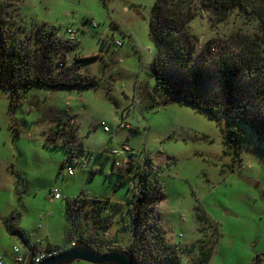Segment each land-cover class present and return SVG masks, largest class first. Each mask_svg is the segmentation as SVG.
<instances>
[{"label": "rangeland", "instance_id": "1", "mask_svg": "<svg viewBox=\"0 0 264 264\" xmlns=\"http://www.w3.org/2000/svg\"><path fill=\"white\" fill-rule=\"evenodd\" d=\"M2 1L7 18L26 31L44 24L67 43V29H73L78 50L65 51L58 61L77 65L97 83L83 89L35 85L18 94L14 109L0 89V254L20 245L6 224L14 216L23 232L47 235L52 244L77 238L99 252L137 248L126 202L139 191L143 171L164 197L144 208L141 251H135L140 264H264V143L245 125L154 90L147 75L154 56L148 36L154 0ZM212 14L204 7L190 22L198 46L210 37L225 43L236 33H258L250 8H235L218 23L209 20ZM152 100L157 104L150 107ZM56 124L65 135L49 145ZM228 128L236 129L230 133L236 148L223 144ZM71 150L80 167L67 175L60 166ZM124 156L131 159L123 164L130 166H117L123 178L113 162ZM53 187L60 195L55 200ZM77 197L105 200L104 208L84 205L74 218Z\"/></svg>", "mask_w": 264, "mask_h": 264}, {"label": "trees", "instance_id": "2", "mask_svg": "<svg viewBox=\"0 0 264 264\" xmlns=\"http://www.w3.org/2000/svg\"><path fill=\"white\" fill-rule=\"evenodd\" d=\"M6 4L0 0V89L7 93L10 109L20 103L18 94L21 91L35 85L79 89L96 85L97 79L76 71L77 65L63 67L58 61L57 56L64 57L65 51L78 50L74 39H68V44L60 42L54 31L44 24L29 28L27 32L7 18ZM204 7L210 8L213 17L209 20L216 23L224 20L235 8H250L259 22L258 33L252 36L236 33L225 43L210 37L198 46V37L193 35L190 22ZM148 36L154 46V56L147 75L154 80L155 91L168 93L201 111L218 113L245 125L259 142L264 143V0H154L148 20ZM31 40L36 43L33 47L30 46ZM230 43L233 48L221 49ZM215 49L217 52L213 54ZM155 104L157 102L152 100L150 107ZM234 130L227 129L223 144L236 148L235 134H230ZM69 134L74 137L71 131ZM61 135H65L63 129L57 124L52 126L47 144H60L55 141ZM66 141L68 138L62 144ZM78 144L82 146L81 142ZM72 153L71 150L68 158L74 165ZM113 163L115 171L124 178L119 168L130 166H123L129 163L118 164L115 159ZM63 167L62 163L60 168ZM148 176L141 171L138 176L140 189L138 192L133 190L126 202L135 227L133 246H137L128 250L137 264L139 258L135 253L141 251L142 245H138L141 241L138 228L146 211L144 208L164 197ZM93 201L98 204H92ZM104 202L77 197L73 201L74 218L85 204L95 210L100 205L104 208ZM70 209L69 206L67 210L70 212ZM6 224L11 232L15 231L9 219ZM155 233L161 236L160 229ZM161 245L165 246L162 241Z\"/></svg>", "mask_w": 264, "mask_h": 264}, {"label": "water", "instance_id": "3", "mask_svg": "<svg viewBox=\"0 0 264 264\" xmlns=\"http://www.w3.org/2000/svg\"><path fill=\"white\" fill-rule=\"evenodd\" d=\"M74 261L90 264H135L128 250L117 248L108 252H99L84 240H77L64 251L47 257L37 264H71Z\"/></svg>", "mask_w": 264, "mask_h": 264}, {"label": "built area", "instance_id": "4", "mask_svg": "<svg viewBox=\"0 0 264 264\" xmlns=\"http://www.w3.org/2000/svg\"><path fill=\"white\" fill-rule=\"evenodd\" d=\"M92 22V21H91ZM93 23V22H92ZM94 25V23H93ZM67 33L69 34L70 40H73L74 37V31L73 29H67ZM116 46H119L121 43L119 41H115L114 43ZM100 125L102 126V129L104 131L108 130V126L104 122H100ZM112 154H116V151H111ZM64 174L67 175H73L76 172V166L73 167V163L71 160L67 162L64 166ZM50 195L53 199L59 198V192L58 189L53 187L50 190ZM76 241H71L67 246H53V247H39L37 245H31V246H21V245H14L11 248L10 252H6L2 255H0V264H6L5 258H9L8 264H37L40 261L46 259L47 257L53 256L55 254H58L65 249L72 246Z\"/></svg>", "mask_w": 264, "mask_h": 264}, {"label": "crops", "instance_id": "5", "mask_svg": "<svg viewBox=\"0 0 264 264\" xmlns=\"http://www.w3.org/2000/svg\"><path fill=\"white\" fill-rule=\"evenodd\" d=\"M108 131V130H107ZM123 147H124V149L125 150H129L128 148V146L127 145H123ZM131 158H129L128 156H124L123 158H121L120 160L121 161H119V158H115V160H116V162L118 163V164H120V163H125V162H129V160H130ZM67 162H69V160L67 161H64L63 162V164H64V166H65V164L67 163ZM75 164H76V166L79 164V162L78 161H76V162H74ZM80 167V165H78V167L76 168V171H77V169ZM62 170L64 171V167L62 168ZM76 173V172H75ZM74 173V174H75ZM50 190H51V188H50ZM50 190H49V192H50ZM83 198H86V197H83ZM51 200H55V199H53L52 197H51ZM86 206H88L89 204H85ZM83 209H85V206H83L82 207ZM82 208H80V210L82 209ZM91 208V207H90ZM80 210H79V212H80ZM78 212V213H79ZM51 216V212H49V213H47L44 217H45V219L47 220V218L48 217H50ZM8 219V218H7ZM9 221L11 222V225H12V229L13 230H15L14 231V234H17L18 236H20V245L21 246H31V245H37V246H39V247H53V246H60V245H63V246H67L71 241H77V238L76 239H71L69 242H67V243H64V244H52L50 241H49V239H48V237H47V235L45 236V239H42V238H34L35 236L34 235H36L34 232L32 233V235L31 236H33V238L34 239H31L30 237V235H29V233H25V232H23L22 231V229H21V225H20V223L19 222H17L16 221V216H14L12 219H9ZM47 222V221H46ZM16 223H18V225L16 224ZM17 226H16V225ZM38 229H42L43 228V226L42 225H39L38 227H37ZM31 239V240H30ZM14 246V245H13ZM8 252V251H7ZM4 253H6V252H4ZM3 253V254H4ZM0 255H2V254H0Z\"/></svg>", "mask_w": 264, "mask_h": 264}]
</instances>
